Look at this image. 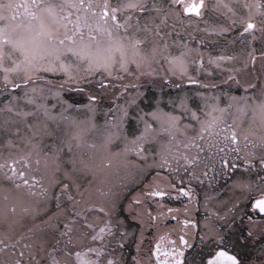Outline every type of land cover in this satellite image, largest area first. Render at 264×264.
<instances>
[{
	"label": "rangeland",
	"instance_id": "1",
	"mask_svg": "<svg viewBox=\"0 0 264 264\" xmlns=\"http://www.w3.org/2000/svg\"><path fill=\"white\" fill-rule=\"evenodd\" d=\"M183 3L0 0V264L90 240L93 264H152L158 240L200 264L261 232L264 0Z\"/></svg>",
	"mask_w": 264,
	"mask_h": 264
},
{
	"label": "flooded vegetation",
	"instance_id": "2",
	"mask_svg": "<svg viewBox=\"0 0 264 264\" xmlns=\"http://www.w3.org/2000/svg\"><path fill=\"white\" fill-rule=\"evenodd\" d=\"M177 1V0H174ZM182 3V6H185L183 2H187V3H192L194 0H179ZM203 3V1L205 0H197ZM122 10V9H121ZM113 8L110 11V16H111V21L113 22H118V16L115 14ZM203 14V11H202ZM115 19V20H114ZM264 48V43L262 44ZM251 73H257V71L252 70ZM242 85H247V81H241L239 82L238 86L241 87ZM246 86H244L243 88H245ZM225 136V135H223ZM194 193V192H193ZM171 194H173L174 198L177 200H182V194H174V192H171ZM158 196L160 197V199H164L162 193H158ZM264 195H262L261 197H263ZM260 198H254L252 200V202L250 203V207L251 210L249 208V211H247L245 213V215L243 216V218L247 219L248 221H252V224H258L261 225V232L256 234L251 230V237L246 238L245 240H243L244 242H242L240 244V248L239 250H232L231 248H227V247H216L214 248V251L212 252H206L205 253V258H203L202 262L200 264H208L210 263V258L217 254L220 250H225L231 254H233L232 256L236 257L239 261V264H241L242 259H244L243 257H245V254L247 252L250 253V255L254 256V258H256V263L258 264H263L262 262H260L259 259V255H260V249H262L264 247V212L261 211V209H264L263 205L260 204H256L257 200H259ZM259 205V206H258ZM246 207H249V204H246ZM244 226V225H243ZM243 226L238 230L239 235H242L244 232V228ZM247 226V225H246ZM254 226V225H252ZM252 226H250L251 228H253ZM247 228V227H246ZM245 228V229H246ZM93 238V237H92ZM91 238V239H92ZM91 242V240H90ZM98 242H91V247L86 251V254L89 256V258H91V256H93L92 254H95V246H97ZM95 244V245H93ZM156 246H160L161 245V250L158 252L154 250V248H150V257L147 254V259H151V257H154L156 261H154L153 264H188L187 261L185 260V254H188L187 259L189 257V259L192 257L193 254L196 255V247H193L191 244L188 245V248L183 247L182 245H178L176 242H170V245H167V242H164V240H158L155 242ZM183 244H185L183 242ZM107 247V246H106ZM103 248V247H102ZM102 248L98 249V253L101 255L103 250ZM190 248V249H189ZM108 249V247H107ZM199 256H202L199 254ZM145 258H146V254H145ZM188 259V260H189ZM92 260V259H91ZM174 260V261H173ZM221 260H224L225 264H232V262L230 260H227V256L224 254V259L223 258H218L217 259V264H219V262ZM263 260V259H262ZM112 261V259H109L107 261V263H110ZM151 262V260H150ZM243 264V262H242Z\"/></svg>",
	"mask_w": 264,
	"mask_h": 264
},
{
	"label": "snow or ice",
	"instance_id": "3",
	"mask_svg": "<svg viewBox=\"0 0 264 264\" xmlns=\"http://www.w3.org/2000/svg\"><path fill=\"white\" fill-rule=\"evenodd\" d=\"M261 211L264 212V209H261ZM225 255H226V254H225ZM227 260H230V261L232 262V264H239L238 259H237L236 257H234V256H230V255H228V256H227ZM219 264H225L224 260H221V261L219 262Z\"/></svg>",
	"mask_w": 264,
	"mask_h": 264
},
{
	"label": "water",
	"instance_id": "4",
	"mask_svg": "<svg viewBox=\"0 0 264 264\" xmlns=\"http://www.w3.org/2000/svg\"><path fill=\"white\" fill-rule=\"evenodd\" d=\"M222 255H224V254L222 253ZM215 257H216V256H215ZM209 264H217V259H216V260H212V261H210Z\"/></svg>",
	"mask_w": 264,
	"mask_h": 264
},
{
	"label": "trees",
	"instance_id": "5",
	"mask_svg": "<svg viewBox=\"0 0 264 264\" xmlns=\"http://www.w3.org/2000/svg\"><path fill=\"white\" fill-rule=\"evenodd\" d=\"M106 7V6H105ZM94 13H92V15H93Z\"/></svg>",
	"mask_w": 264,
	"mask_h": 264
}]
</instances>
